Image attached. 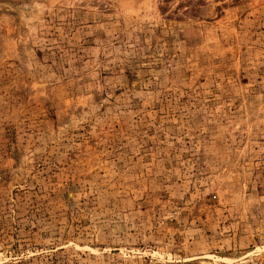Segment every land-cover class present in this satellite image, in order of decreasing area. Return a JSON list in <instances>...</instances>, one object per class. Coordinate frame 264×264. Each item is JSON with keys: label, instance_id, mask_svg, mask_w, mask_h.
Listing matches in <instances>:
<instances>
[{"label": "rangeland", "instance_id": "rangeland-1", "mask_svg": "<svg viewBox=\"0 0 264 264\" xmlns=\"http://www.w3.org/2000/svg\"><path fill=\"white\" fill-rule=\"evenodd\" d=\"M0 264H264V0H0Z\"/></svg>", "mask_w": 264, "mask_h": 264}]
</instances>
